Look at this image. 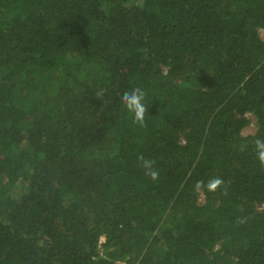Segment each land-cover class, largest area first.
<instances>
[{"label": "trees", "instance_id": "16d2710c", "mask_svg": "<svg viewBox=\"0 0 264 264\" xmlns=\"http://www.w3.org/2000/svg\"><path fill=\"white\" fill-rule=\"evenodd\" d=\"M260 30L264 0H0V264H264Z\"/></svg>", "mask_w": 264, "mask_h": 264}, {"label": "clouds", "instance_id": "9594fccd", "mask_svg": "<svg viewBox=\"0 0 264 264\" xmlns=\"http://www.w3.org/2000/svg\"><path fill=\"white\" fill-rule=\"evenodd\" d=\"M106 90L101 89L97 92V98H102ZM146 93L142 88L134 87L131 91H125L121 96L122 106L132 114L133 123L143 127L145 125V117L148 113V107L145 104ZM254 152L256 159L262 167H264V137H256L253 140ZM137 166L151 180L159 179V169L156 166V161L146 157L143 154L137 156ZM223 179L220 177L209 178L207 182L199 180L196 182V188H207L209 191H217L223 186Z\"/></svg>", "mask_w": 264, "mask_h": 264}, {"label": "rangeland", "instance_id": "374dc122", "mask_svg": "<svg viewBox=\"0 0 264 264\" xmlns=\"http://www.w3.org/2000/svg\"><path fill=\"white\" fill-rule=\"evenodd\" d=\"M260 36L262 39H264V30H260ZM247 119L250 120V124L243 130L244 135H252L256 131V124H255V118L253 115L247 114ZM201 201L203 202V198H201Z\"/></svg>", "mask_w": 264, "mask_h": 264}]
</instances>
